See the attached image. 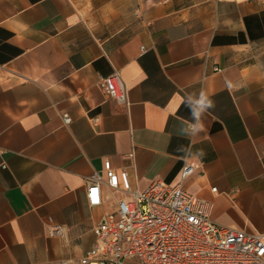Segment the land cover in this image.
Returning a JSON list of instances; mask_svg holds the SVG:
<instances>
[{
	"label": "crops",
	"instance_id": "1",
	"mask_svg": "<svg viewBox=\"0 0 264 264\" xmlns=\"http://www.w3.org/2000/svg\"><path fill=\"white\" fill-rule=\"evenodd\" d=\"M106 159L137 189L190 163L214 221L264 233V0H0V264H80L124 197Z\"/></svg>",
	"mask_w": 264,
	"mask_h": 264
},
{
	"label": "built area",
	"instance_id": "2",
	"mask_svg": "<svg viewBox=\"0 0 264 264\" xmlns=\"http://www.w3.org/2000/svg\"><path fill=\"white\" fill-rule=\"evenodd\" d=\"M119 71L102 78L108 98L127 104L128 89ZM64 122L71 118L65 113ZM180 181L156 180L144 189L132 186L128 172L104 161V182L124 197L115 211L101 216L95 241L80 264H264V233L223 225L211 218L210 201L188 191L182 180L193 172L186 163ZM103 178L88 181L91 207L101 203ZM217 187H211L216 192ZM54 226L50 233L60 234Z\"/></svg>",
	"mask_w": 264,
	"mask_h": 264
},
{
	"label": "clouds",
	"instance_id": "3",
	"mask_svg": "<svg viewBox=\"0 0 264 264\" xmlns=\"http://www.w3.org/2000/svg\"><path fill=\"white\" fill-rule=\"evenodd\" d=\"M200 103L205 105V107H208V108L214 107V102L211 99H208L206 96L202 97Z\"/></svg>",
	"mask_w": 264,
	"mask_h": 264
}]
</instances>
